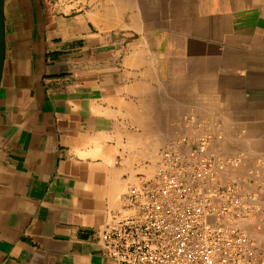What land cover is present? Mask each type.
<instances>
[{
	"label": "crops",
	"instance_id": "obj_1",
	"mask_svg": "<svg viewBox=\"0 0 264 264\" xmlns=\"http://www.w3.org/2000/svg\"><path fill=\"white\" fill-rule=\"evenodd\" d=\"M4 15L0 264H114L108 212L186 115L243 153L232 178L264 165V0H6ZM247 228L264 243V217Z\"/></svg>",
	"mask_w": 264,
	"mask_h": 264
},
{
	"label": "built area",
	"instance_id": "obj_2",
	"mask_svg": "<svg viewBox=\"0 0 264 264\" xmlns=\"http://www.w3.org/2000/svg\"><path fill=\"white\" fill-rule=\"evenodd\" d=\"M182 123L154 172L128 185L108 212L98 235L104 256L114 264H264V243L247 228L264 217V165L232 178L243 153L216 151L217 125L193 115Z\"/></svg>",
	"mask_w": 264,
	"mask_h": 264
},
{
	"label": "water",
	"instance_id": "obj_3",
	"mask_svg": "<svg viewBox=\"0 0 264 264\" xmlns=\"http://www.w3.org/2000/svg\"><path fill=\"white\" fill-rule=\"evenodd\" d=\"M5 1L0 0V82L3 75V67L6 54V35H5Z\"/></svg>",
	"mask_w": 264,
	"mask_h": 264
},
{
	"label": "rangeland",
	"instance_id": "obj_4",
	"mask_svg": "<svg viewBox=\"0 0 264 264\" xmlns=\"http://www.w3.org/2000/svg\"><path fill=\"white\" fill-rule=\"evenodd\" d=\"M152 173H153V171L150 174H152Z\"/></svg>",
	"mask_w": 264,
	"mask_h": 264
},
{
	"label": "bare ground",
	"instance_id": "obj_5",
	"mask_svg": "<svg viewBox=\"0 0 264 264\" xmlns=\"http://www.w3.org/2000/svg\"><path fill=\"white\" fill-rule=\"evenodd\" d=\"M93 1V0H92Z\"/></svg>",
	"mask_w": 264,
	"mask_h": 264
}]
</instances>
